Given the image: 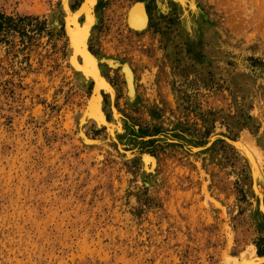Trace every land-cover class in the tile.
<instances>
[{
	"label": "rangeland",
	"instance_id": "1",
	"mask_svg": "<svg viewBox=\"0 0 264 264\" xmlns=\"http://www.w3.org/2000/svg\"><path fill=\"white\" fill-rule=\"evenodd\" d=\"M60 10L0 0V264H264V0H97L89 115Z\"/></svg>",
	"mask_w": 264,
	"mask_h": 264
},
{
	"label": "bare ground",
	"instance_id": "2",
	"mask_svg": "<svg viewBox=\"0 0 264 264\" xmlns=\"http://www.w3.org/2000/svg\"><path fill=\"white\" fill-rule=\"evenodd\" d=\"M68 1L69 0H60V8H61L60 12H61V15L63 16V18H62L64 21L63 24H65L64 29L66 30L65 32H66V36H67L68 43H69V52H70L69 60H70L71 66L76 68V70L81 69V71L86 76L85 78H88V77L91 78L92 77L93 79H95V82H94L95 83V89H94L95 94H94L92 100L89 101L90 106H89L88 110L86 111V113H88V115L91 113L94 114L96 111L98 112V108L100 107V101H101L100 98L101 97L99 95V90L103 89L106 91L107 89H111V87L108 85L106 80H104L102 77H100V75L98 73L99 69H98L97 61H96L95 57L93 55H91L87 49L88 38L90 36V32L97 23V17L93 11L97 0H81V3L78 5V7L76 9H71V10L69 8ZM158 1H164V2L170 1V2H174V3L179 4L181 7H184L186 0H158ZM23 3H24V1H23ZM191 6H189L188 8L192 9L193 6L192 7ZM142 8H143V6L141 4L136 3L135 5H132L131 8H129V11H127V14H126L127 15V17H126L127 25L129 26V28L131 30L136 31V32L144 29V27L147 23L146 22L147 21L146 20L147 19L146 14L144 13ZM32 13H33V10H32ZM52 20H53V18L51 19V21ZM78 60H81L82 64H78ZM82 72H81V74H82ZM125 72L127 74L126 78L129 79L128 71L125 70ZM84 80H86V79H84ZM111 98H112V96H111ZM99 115H97V116H99ZM99 118H101V117L99 116ZM108 129H110V128H108ZM238 143H240V142H238ZM242 143H244V142H242ZM239 146H237V147H239ZM243 147H245V146H243ZM247 151L249 154V150H247ZM251 155H253V152ZM251 157H254V156H251ZM250 159L255 160L253 158H250ZM248 160H249V158H248ZM255 162H257L259 164L258 161H255ZM254 169L255 170L257 169V171H254L255 174L257 175L258 174V173H256V172H258L257 166L254 167ZM259 173H260V171H259ZM244 255H243V260H242V256H241V261H242L241 264H255L256 262H258L257 260H260V259H256V257L253 254L252 255L249 254V252H247V255L245 257H244ZM262 259H264V258H262ZM234 262H235V260H234ZM263 262H264V260H263ZM231 264H234V263L232 262ZM235 264H237V263H235Z\"/></svg>",
	"mask_w": 264,
	"mask_h": 264
},
{
	"label": "trees",
	"instance_id": "3",
	"mask_svg": "<svg viewBox=\"0 0 264 264\" xmlns=\"http://www.w3.org/2000/svg\"><path fill=\"white\" fill-rule=\"evenodd\" d=\"M1 18V16H0ZM264 254V249H261L259 245H257V255L260 257Z\"/></svg>",
	"mask_w": 264,
	"mask_h": 264
},
{
	"label": "crops",
	"instance_id": "4",
	"mask_svg": "<svg viewBox=\"0 0 264 264\" xmlns=\"http://www.w3.org/2000/svg\"><path fill=\"white\" fill-rule=\"evenodd\" d=\"M138 4H141L142 6H143V11H144V13H145V9H144V5L142 4V3H138ZM156 4V3H155ZM68 5H69V8H70V2L68 1ZM70 10H71V8H70ZM95 15H96V17H97V20H98V16H97V13H95ZM64 22V21H63Z\"/></svg>",
	"mask_w": 264,
	"mask_h": 264
}]
</instances>
